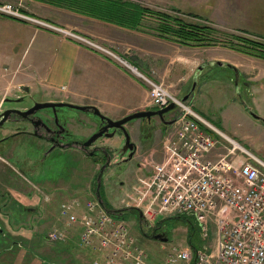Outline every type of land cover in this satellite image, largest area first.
Masks as SVG:
<instances>
[{
  "label": "rangeland",
  "instance_id": "374dc122",
  "mask_svg": "<svg viewBox=\"0 0 264 264\" xmlns=\"http://www.w3.org/2000/svg\"><path fill=\"white\" fill-rule=\"evenodd\" d=\"M127 2H134L141 5L143 8H146L150 12H146L144 18L141 20V29L139 32L131 33L129 31L118 30L115 27L102 25L99 27V32L101 33L100 36L102 39H97L95 37L94 40L88 39L92 43L101 45L105 47L106 51L114 57V60L118 61L121 64H127L121 58H119L115 52L119 51H127L128 44L127 41H135L136 43L141 42L140 38L144 34L148 35L151 38V42L155 41V28L158 27V22L156 21L158 18L155 14L161 13H168V14H176L180 17L184 18V20L188 22H194L200 25H207L208 21L215 30L216 34L214 33L211 37L212 41L210 44L201 45L199 49H192L194 53H190L187 51L186 48H175L170 49L168 51V55L171 58H183V77L185 78L188 76L187 74L191 72L189 69L190 63H193L192 74L200 73L198 77L194 81L190 80L187 81L185 84L178 83L174 87L175 91L178 89L179 92H174L173 89H170L164 81H160L159 77L154 74V76H150L156 82L162 83L167 90L171 93H175L178 97L183 98L185 95H189L188 99L186 100L187 103L191 102L190 100L192 97L194 98L193 105L196 108L199 106L202 107L207 104V100L217 103L218 107L215 109L213 106L209 107V113L215 114L218 119L219 111H223L225 113L222 114V124L219 126L221 130L225 133L229 134H252L254 137H258L259 140L264 145V125L258 121L254 120L249 116L248 111L253 112L257 115V110L255 109L256 106L254 105V101L252 100V91L249 90L243 82L242 76L235 74L233 70L228 68L227 66H218L215 64H210L213 61H209L210 57H212L221 47L233 49L239 51L242 49L246 52L249 56L262 58L264 59V36L258 34H249L246 30H241L236 27L237 25L229 24L231 22H240L241 19L244 20L245 24L251 28L250 30L258 29V32L264 33V17L262 19L254 20L255 15V8L256 10H260L264 7V0H261L259 6H256V2L260 0H124ZM13 3V1H10ZM16 3V2H15ZM251 6L252 11L248 10V6ZM23 7L27 12H32L43 19L47 20H54L60 27H64L63 24H66L68 20V15L72 11H69L65 8L55 7L45 2L40 1H32V0H25L23 1ZM69 12V13H68ZM250 15L251 19L254 21L251 22L246 16ZM82 16V15H81ZM228 16V19H227ZM229 16H233L235 18H231ZM244 17V18H243ZM0 18H4V15L0 14ZM73 18H75L73 16ZM89 18V17H88ZM92 19V18H91ZM94 19V18H93ZM199 19V20H198ZM227 19V21H226ZM14 20V19H13ZM17 21V20H16ZM48 21V20H47ZM20 22V21H18ZM50 22V21H49ZM52 22V21H51ZM24 23V22H21ZM206 23V24H205ZM25 25L32 24L24 23ZM27 25V26H29ZM34 26V25H32ZM127 29V28H126ZM45 30V29H43ZM133 31L132 29H128ZM7 30L4 28L2 29V34ZM48 31V30H46ZM135 31V30H134ZM251 32V31H250ZM150 34V35H149ZM151 34L153 35L151 37ZM16 38H20V32H16ZM120 37V38H119ZM155 37V38H154ZM120 39V40H119ZM17 45L16 39L6 40L0 39V101L6 98V101L2 104V109L5 110H19L21 108H31L33 104L41 102V101H48L46 95L41 93H28L22 92L19 88V83L17 81L18 77L14 79L15 71V61H16V52L15 47ZM94 45V44H92ZM90 45V46H92ZM158 46V45H157ZM152 47H156V45H152ZM25 48L26 53L28 55L32 52V41L26 42L22 46V50ZM158 50L160 49L157 48ZM191 49V48H189ZM115 51V52H114ZM135 51H138L135 49ZM132 52V51H129ZM154 52V51H153ZM136 54V53H135ZM155 54V53H154ZM134 56V55H132ZM198 57V58H197ZM189 62V63H188ZM210 62V63H208ZM222 62V61H221ZM224 63V62H223ZM23 73V72H22ZM191 74V73H190ZM23 74H19V78L21 79ZM149 77V76H148ZM230 78V79H227ZM168 79H165L167 81ZM198 81V82H197ZM196 83L194 89H192L193 83ZM7 95V96H6ZM55 99V98H52ZM53 102H62L59 100H53ZM192 104V103H191ZM1 108V107H0ZM203 108V107H202ZM50 113L49 109H42L39 110L38 115ZM206 119L210 120L209 113L205 111ZM59 116L61 115H71L72 124L77 125L79 123V118L83 120L81 117L87 116L88 118L92 119L93 122H96V118L93 115L87 114V111L79 112L78 110L72 108H59L58 109ZM179 115V113H178ZM173 113L164 114L162 117L152 116L149 119H139L143 121L141 132L132 131L134 141H139L138 134L140 135V142L137 143V149L135 146L133 150H137L138 154L140 153L142 156L146 154V158H148L147 150L151 145L153 148L160 144V137L162 134L158 133L156 135L157 129H163L162 125L159 124H168L170 122V118H172ZM262 119L263 116L259 115ZM208 120V121H209ZM214 121V119H212ZM86 123V126L89 125L87 120H83ZM146 121V123H144ZM206 121V120H205ZM134 123L136 120H131L128 123ZM207 122V121H206ZM210 122V121H209ZM207 122L211 127L214 125L212 122ZM25 125L24 123H4L3 126H0V138L2 137V132L6 133V136H11L13 133H16L19 129V126ZM217 127L216 125H214ZM130 129V125L128 124ZM218 128V127H217ZM216 129V128H215ZM219 129V128H218ZM91 132L88 129H82V135ZM151 133V137L148 136V139L145 138V135ZM152 138V139H150ZM21 140H30L28 138L24 139L22 136H14L10 139L3 141L0 143L3 147L14 146L16 142H20ZM152 140V141H151ZM222 143L226 142L222 138L220 139ZM97 141V140H95ZM101 141V140H99ZM104 141V140H103ZM116 141V138L113 139ZM224 141V142H223ZM237 141V140H236ZM121 142V141H120ZM119 142V143H120ZM239 142V141H238ZM226 144V143H225ZM21 145V143H20ZM122 145V144H121ZM120 145V146H121ZM27 146V145H26ZM139 154V155H140ZM156 154V150H155ZM30 157L36 155V153H30ZM58 157V152L51 153L50 157ZM155 161L158 160L154 159ZM143 161V160H142ZM162 161V160H161ZM140 164V160L137 161ZM157 163V162H153ZM152 163V164H153ZM138 164L132 160L130 161V167L134 171V175H139L140 178H144L146 176V169L145 165L146 162H141L142 166L138 167ZM151 164V166H152ZM74 166V165H73ZM137 170V171H136ZM133 175V177H135ZM137 178H135L131 183V189H127L125 191L128 196L133 195V184L135 185ZM147 179L139 186V190L136 194V198L132 200V197L129 202L118 203L115 207H120L121 205H125L124 208L118 209L115 213L117 216L121 217L122 220L120 221L124 225H126V235L125 237L129 238L127 240V245L124 247L123 251L117 249L116 256H123L128 253V251L132 250V257L141 258L144 256V260L146 264H163L167 256L176 251H194V259L191 254V261L194 264L196 253L198 251H206L209 253H214L216 249V238L212 231H209L206 237H202L205 235L202 230L199 229L198 223L193 219L189 218L188 221L185 218H180L179 214H166L164 219L161 221L160 228L157 229L156 233L153 234V230L151 229L154 225L151 226L150 221L148 218H152L151 211L146 212V209H149L148 201L146 199V195L142 194L140 189L143 188L146 183ZM119 192H113L112 194H108L106 200L108 201L109 196H116L114 194ZM76 197H81L77 194H70L69 196L62 197L61 199L57 200V206L60 205V208L63 206H74V212L77 216L83 217L86 216L84 208H81L78 204V199ZM92 197H88V201H90ZM140 198V199H139ZM64 199V200H62ZM102 199V198H101ZM62 200V201H61ZM61 201V202H60ZM109 202V201H108ZM112 206H114L111 202H109ZM100 204V203H99ZM103 209L106 208L105 204L102 206L99 205ZM139 209L143 216L140 217L135 211V209ZM57 209V208H56ZM62 210V209H61ZM61 212V211H60ZM114 212V211H112ZM109 215L114 216V213H109ZM148 216V218H146ZM182 216V215H181ZM52 222H43L38 227H31L25 229V238L24 244L28 247L27 250H18V260L20 255H24L21 264H91L90 262L96 259L94 253H89L88 249L83 248L80 244L79 237L77 235L80 228L74 226L75 223L70 224V226L66 225V218L61 215V213H57L56 215L52 212ZM188 217V216H186ZM78 218V217H77ZM169 218V219H168ZM124 220V221H123ZM123 221V222H122ZM192 222L196 228V239L194 240V244L196 250L190 249L187 241V234H188V224ZM158 222V221H157ZM156 222V223H157ZM155 223V227H156ZM69 229V232L66 234L64 240L55 241L50 239L49 240L53 243H48L42 241L39 237H31V231H38L39 234H45L48 236L49 234L53 233L54 231H66ZM78 231H76V230ZM15 230V229H14ZM31 230V231H30ZM16 233H19L16 231ZM146 235V236H145ZM154 235H160L161 238H166L165 241L160 239H154ZM49 237V236H48ZM121 237L114 236V247L117 243H120ZM133 242V245L131 244ZM130 243V244H128ZM205 253V252H204ZM145 254V255H144ZM104 259L100 262L103 263ZM188 262V264H189ZM18 264V261L15 262ZM186 264V263H185Z\"/></svg>",
  "mask_w": 264,
  "mask_h": 264
},
{
  "label": "built area",
  "instance_id": "2783aa9c",
  "mask_svg": "<svg viewBox=\"0 0 264 264\" xmlns=\"http://www.w3.org/2000/svg\"><path fill=\"white\" fill-rule=\"evenodd\" d=\"M0 14L63 34L89 47L96 46L89 38L27 12L23 2L0 1ZM126 66L147 85L150 105L163 108L173 102L179 111L165 130L164 158L153 165L148 182L140 189L150 206L146 212H152V218L146 217L151 226L166 214H179L193 217L199 229L206 233L203 238L214 231V253L198 251L194 264H264V162L211 127L162 83ZM221 138L228 146H223L221 156L209 158ZM99 205L92 197L86 202L87 213L83 217L71 211L74 206L59 210L67 226L75 223L80 228L75 230L81 246L96 256L90 263L146 264L144 256L132 257V250L116 256L117 249L123 251L130 237H125L126 225ZM68 232L69 229L54 231L48 236L60 241ZM114 236L122 238L115 247ZM190 256L189 251H176L163 264H185Z\"/></svg>",
  "mask_w": 264,
  "mask_h": 264
},
{
  "label": "crops",
  "instance_id": "0c3cea01",
  "mask_svg": "<svg viewBox=\"0 0 264 264\" xmlns=\"http://www.w3.org/2000/svg\"><path fill=\"white\" fill-rule=\"evenodd\" d=\"M0 1H13V3H18L25 0ZM34 1L38 2V0ZM260 3L261 0L256 2L255 5L259 6ZM248 8V10L251 12L252 8L250 5ZM66 16L68 17L69 21H67L66 24H63L65 28L92 40H94L93 37L102 39L100 36L101 33L98 29L99 27H102V25L115 27L118 30L129 31L135 34L139 32V30L130 31L126 28L102 22L98 19H91L81 16L74 12H71ZM73 16L75 18H73ZM229 17L235 18L233 16ZM246 17L251 20V22L255 19H262V17H264V7H262L260 10H256L255 8V15L252 16L254 17V20L250 18V15ZM47 20L50 22L52 21V23L56 25L60 24H57L54 20ZM206 22L207 24L211 25V23L208 21ZM229 24L237 25L233 28L246 30L249 34H258L264 36V33L257 31L258 29H255L256 32H254L252 29L250 30L249 28L251 27L247 26L243 19H241L240 22L235 21ZM27 25L8 17L0 18V34L2 33V29L5 28L7 30L2 34L0 39H3L4 41L7 39H16L17 42V45L14 48L16 52V61L15 66L13 67L15 71L14 79L18 77L19 81L17 82L19 83L18 85L22 92L41 93L46 95L48 100H59L79 106H94L103 116L113 120L121 119L137 111L153 109L149 104L147 85L134 73H132L130 69L124 64L119 63L109 56L104 51L106 50L105 47L95 43V47H89L63 34L54 33L43 30L42 28H38L36 26ZM16 32H20V38L15 37ZM152 36L153 35L151 34V37ZM141 37V42L138 43L135 41H127V51H114L115 54L117 53L116 55L119 58L125 62H128L131 66L135 67L144 75L150 77L154 76L155 74L160 78V81H164L170 89H173L175 93L180 91L179 89L175 91L174 87L176 84H185L190 80L194 81L196 77L200 75V73L192 74L191 67H193V63H190L189 69L191 70V74L188 73V76L184 78L183 58L181 57L180 60H178V58H171L168 55V51L170 49L180 47L188 49L187 51L190 53H194V50L192 49H199L200 46L181 45L158 37L156 34V38L154 37L156 40L153 42H151V38H149L146 34ZM31 41L32 52L30 55H28V53L25 55L26 50L25 48L22 50V46L26 42L29 43ZM152 45H156V47H152ZM100 47L101 49H99ZM159 47L160 49L158 50L157 48ZM135 49L138 51H135ZM209 61H222L225 64H230L236 68L238 75L242 76L244 85L252 91V100L255 102L254 105L256 106L255 109L257 110V113L264 117V59L249 56L248 54L241 51L221 47L219 51L210 57ZM20 73L23 74L21 79L19 78ZM165 79L168 80L165 81ZM24 87H27L28 91H24ZM175 93L172 92L173 95L181 99V97H178V95ZM190 101L191 102H188L187 104L190 105L191 109L205 120L207 119L204 115L205 113L203 112L205 111L206 113H209L210 106H213L215 109L218 107L217 103L214 105L213 102H211V99L210 101L207 100V104L204 106L202 105L203 108L201 106H199V108L194 107L193 97ZM223 113L225 112H218V119L215 118L217 117L215 114L209 113L210 120H208L216 125L219 128V131L227 138L237 142L252 155L264 162V145L258 137H254L252 134L246 133L227 134L221 130L219 126L223 123ZM81 118L88 121L90 125L88 130L91 131L95 126V122L84 115ZM212 119H214V121ZM142 123L143 121L136 120V122L130 124V129L132 131L138 130L141 132V129L143 128L141 126ZM217 124H219V126ZM214 125H212L213 128L218 129ZM72 128L74 131H77L74 125ZM205 131L207 130L205 129ZM153 132H156L157 136L158 133L162 134V136L160 137V144L156 147V149L153 148V145H151L152 142H150V146L147 150L148 158L144 157L143 159V161L146 162V165L144 166L146 169V176L144 178H140L139 175H134V171L132 169H129V171L135 176L134 179L137 178L136 184H133V195L128 196V194L121 191V193L117 194L116 196H109L108 201L113 205L129 202L131 197L132 200H134L136 198V195L134 194L138 192L139 186L145 181V178L148 181V176L151 174L153 167L152 163L159 162L164 158L163 137L165 131L161 128V130L157 129ZM78 133L82 134L80 129L78 130ZM212 133L213 132H211V134ZM262 135L264 136V133H262ZM137 136L140 138L139 134ZM148 136L151 137V133L145 135V138L148 139ZM135 143L137 144L138 141L135 140ZM225 143L226 142L222 143L220 140L218 147H216L208 157L215 159L221 156L223 154V146H228L227 143ZM144 156H146V154H144ZM157 158L158 160L155 161L154 159ZM143 161L141 160V162ZM141 166L142 164H140L138 167ZM190 249L192 248L190 247ZM191 253L194 259V251H191ZM189 264L193 263L190 261Z\"/></svg>",
  "mask_w": 264,
  "mask_h": 264
},
{
  "label": "flooded vegetation",
  "instance_id": "af4514ba",
  "mask_svg": "<svg viewBox=\"0 0 264 264\" xmlns=\"http://www.w3.org/2000/svg\"><path fill=\"white\" fill-rule=\"evenodd\" d=\"M235 74H238L237 70ZM46 102L53 100L35 103L28 109L24 107L5 111L2 109L3 102H0V126L9 122L25 124L19 126L18 131L11 136L2 132L0 143L14 136L30 139L16 142L14 146L0 145V264L22 263L24 255H20L18 260V252L28 249L24 244L25 229L52 222V212L54 215L59 214L57 200L62 197L77 194L81 196L76 197L79 206L84 208L88 197H95L98 201L99 194L110 211L124 208L112 206L106 197L116 191L119 193L114 195L131 189L134 177L129 171L130 161L134 160L138 164L137 161L145 157L132 149V144L137 147L132 139V130L128 127L132 122L123 124L125 129L105 128L106 121L93 115L97 117L94 128L82 135L78 130L89 129L90 125L86 126L80 118L79 123L74 125L71 115L58 114L59 108L71 107H38ZM42 109H49L50 113L38 115ZM172 113L170 119L176 118L178 111ZM159 124L165 128V124ZM73 125L77 131L73 130ZM98 132L103 135L97 141L84 145ZM114 138L116 141H113ZM53 152H58L59 156L50 157ZM30 153H36L37 158L36 155L30 157ZM158 228L151 229L156 233ZM31 237L53 243L46 233L41 235L38 231H31Z\"/></svg>",
  "mask_w": 264,
  "mask_h": 264
},
{
  "label": "trees",
  "instance_id": "16d2710c",
  "mask_svg": "<svg viewBox=\"0 0 264 264\" xmlns=\"http://www.w3.org/2000/svg\"><path fill=\"white\" fill-rule=\"evenodd\" d=\"M40 2L48 3L55 7L65 8L76 14L98 19L99 21L114 24L116 26L140 30L141 20L144 14L148 11L141 5L134 2H127L124 0H38ZM158 22V27L155 28L154 33L161 38L169 41L187 45V46H201L210 44L213 34L216 30L207 25H200L194 22H188L184 18L176 14L161 13L155 14ZM206 24V23H205ZM239 51L246 53L242 49ZM264 57V56H263ZM136 211V210H135ZM114 217L120 218L114 214ZM185 218L186 221L191 217L177 216ZM169 219V218H168ZM193 220V219H192ZM161 221L156 223V227L160 228ZM196 226L190 221L188 224L187 241L193 250H196L194 240L196 239Z\"/></svg>",
  "mask_w": 264,
  "mask_h": 264
},
{
  "label": "water",
  "instance_id": "95a60500",
  "mask_svg": "<svg viewBox=\"0 0 264 264\" xmlns=\"http://www.w3.org/2000/svg\"><path fill=\"white\" fill-rule=\"evenodd\" d=\"M210 64H214V62H211ZM215 64L218 65V66H227L228 68L233 69V71L236 73L235 68H233L229 64H225V63H223L221 61L215 62ZM195 86H196V83L194 82L193 85H192V89H194ZM23 90L24 91H28V88L24 87ZM188 97H189V95H185L182 98V100L186 101L188 99ZM3 102H4V100H3ZM55 106H57V107L66 106V107L74 108L76 110L90 112L92 115L99 116L101 119H104L106 121L105 128L113 127V128H119V129H125L123 127V124L127 123L128 121L137 120V119H143V118L149 119L152 116L162 117L164 114H166L169 111H172V110H174L176 108L174 103H170L166 107H164L162 109H159V110L137 111V112L129 114V115H127V116H125V117H123V118H121L119 120H115L114 121V120L108 119V118L104 117L103 115H101L99 110L96 107H94V106H79V105H74V104H70V103H66V102H46V103H43V104L39 105L38 107H55ZM248 114H249V116H251V118H253L254 120L260 121L264 125V119H262L259 115L255 114L253 112H250V111H248ZM102 135H103L102 132H98V133L93 134L89 138V140L84 143V145H90L91 143H93V141L97 140V138L99 136H102ZM126 137L128 138V134L127 133H126ZM134 146L135 145L132 144V149H133ZM97 199L101 203V205L104 206V204L102 202V199L100 198L99 194H97ZM135 210L137 211V213H138V215L140 217L143 216V213L139 209L136 208ZM107 212L114 213V212H112L110 210H107ZM153 238L156 239V240L160 239L162 241L166 240V238H161L160 235H154Z\"/></svg>",
  "mask_w": 264,
  "mask_h": 264
}]
</instances>
